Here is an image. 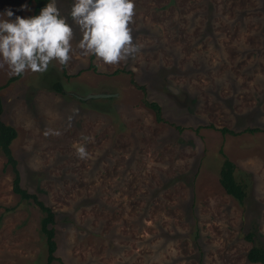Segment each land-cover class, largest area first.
Here are the masks:
<instances>
[{
	"label": "rangeland",
	"instance_id": "rangeland-1",
	"mask_svg": "<svg viewBox=\"0 0 264 264\" xmlns=\"http://www.w3.org/2000/svg\"><path fill=\"white\" fill-rule=\"evenodd\" d=\"M72 2L57 0L62 15ZM135 4L142 47L127 63L76 50L67 66L16 81L0 69L20 185L53 211L61 264H250L251 246H264V0ZM8 9L33 16L30 0H0V15ZM97 94L116 96L80 100ZM224 158L244 207L218 183ZM12 179L0 152V264H44L42 214Z\"/></svg>",
	"mask_w": 264,
	"mask_h": 264
},
{
	"label": "clouds",
	"instance_id": "clouds-1",
	"mask_svg": "<svg viewBox=\"0 0 264 264\" xmlns=\"http://www.w3.org/2000/svg\"><path fill=\"white\" fill-rule=\"evenodd\" d=\"M13 16L11 9L0 15V69L7 67L9 76L29 71L42 74L53 61L67 66L76 50L115 67L135 58L142 47L133 38L135 0H73L69 16L61 14L57 0H49L39 15ZM77 30L80 38L74 45ZM46 134L59 133L49 130ZM81 139L76 152L87 159L84 142L91 138Z\"/></svg>",
	"mask_w": 264,
	"mask_h": 264
},
{
	"label": "trees",
	"instance_id": "trees-1",
	"mask_svg": "<svg viewBox=\"0 0 264 264\" xmlns=\"http://www.w3.org/2000/svg\"><path fill=\"white\" fill-rule=\"evenodd\" d=\"M33 5V16L39 15L40 9L43 8L49 0H30ZM20 76H14L9 79L8 82L16 81ZM138 87V86H137ZM140 88V87H138ZM1 89V88H0ZM55 90L64 95L66 92L60 84L55 86ZM152 111L155 112L157 120L160 121L161 108L156 103H146ZM0 114H1V103H0ZM248 133H256L257 129L246 130ZM17 133L11 126L2 122L0 118V152L6 159L7 164L11 167L13 173L12 179V192L17 195L22 201H31L34 206L42 214V218L39 222V231L45 238L46 245V259L44 264H52L53 262L62 263L56 256L57 250L56 244V230H55V215L51 208L46 206L42 201L38 199L36 195L29 194L25 191L21 185V177L17 169V162L13 158L10 151V145L16 138ZM235 166L227 158H224L219 170H218V183L228 196L237 201L241 207L245 206V200L247 198V191L244 184L237 182L234 176ZM252 235H245V239L251 242ZM245 260L250 264H264V246L252 245L251 248L245 255Z\"/></svg>",
	"mask_w": 264,
	"mask_h": 264
},
{
	"label": "water",
	"instance_id": "water-1",
	"mask_svg": "<svg viewBox=\"0 0 264 264\" xmlns=\"http://www.w3.org/2000/svg\"><path fill=\"white\" fill-rule=\"evenodd\" d=\"M165 89L168 91V92H171V93H174V94H177L178 93V90L170 85L166 86ZM112 96H116V95H109V94H97V95H90V96H87L85 98H80V100L82 101H88L89 99H94V98H111Z\"/></svg>",
	"mask_w": 264,
	"mask_h": 264
}]
</instances>
